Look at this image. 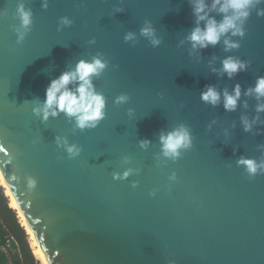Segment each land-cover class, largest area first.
Segmentation results:
<instances>
[{
    "label": "water",
    "instance_id": "95a60500",
    "mask_svg": "<svg viewBox=\"0 0 264 264\" xmlns=\"http://www.w3.org/2000/svg\"><path fill=\"white\" fill-rule=\"evenodd\" d=\"M16 3L0 0L7 10L0 18V172L48 264H264V175L249 178L235 163L241 155L261 157L264 126L260 134L246 133L239 124L243 108L229 113L200 100L206 84L246 89L264 76V17L252 13L240 49L226 53L218 44L198 58L188 43L178 46L195 26L188 0H124L125 11L116 14L119 0H49L47 9L41 0H26L33 25L19 45L11 27L18 23ZM63 16L74 23L57 31ZM146 19L162 44L125 43L124 34L138 33ZM98 51L110 61L94 81L107 98L105 119L75 134L63 114L42 123L32 108L50 80ZM227 55L249 60V70L232 80L211 73L209 61L216 57L219 68ZM121 93L131 99L117 106ZM254 105L249 100L248 113L255 114ZM181 122L192 130L193 147L157 167L160 130ZM57 135L78 144L81 154L69 159ZM141 139L152 141L149 149L139 147ZM128 167L139 174L113 180V172ZM173 171L177 180L170 184ZM28 177L36 181L31 189ZM0 219L22 264H41L1 184Z\"/></svg>",
    "mask_w": 264,
    "mask_h": 264
},
{
    "label": "clouds",
    "instance_id": "9594fccd",
    "mask_svg": "<svg viewBox=\"0 0 264 264\" xmlns=\"http://www.w3.org/2000/svg\"><path fill=\"white\" fill-rule=\"evenodd\" d=\"M192 16L194 17V27L179 41L178 46L185 43L190 45V56L200 57L202 50L215 47L222 44L223 51L232 53L241 47V41L246 36V24L253 12L258 17H264V0H188ZM124 0H119L117 6H114L113 13L125 11L123 7ZM41 7L47 9L49 0H41ZM7 15V10H0V18ZM217 16L221 17L219 20ZM14 18L18 20L17 24L12 25V30L16 34V44H22L26 36L32 30L33 11L26 6V0H17ZM73 19L68 16L60 17L57 31L71 27ZM143 38L148 41L151 47L156 48L162 44V39L157 35V30L150 20H144L139 32L127 31L124 34V42L137 44ZM96 43L95 38L88 41L89 45ZM216 57H213L208 64L211 73L218 76H226L229 80L234 79L239 73L248 71L251 62L242 59L237 55H227L220 60V67L214 66ZM110 61L104 53L96 52L90 59H79L75 65L59 76L50 80L45 88L43 100H35L32 108L33 114L41 120L47 122L50 118L55 119L61 116L71 124V131L75 134L77 131L84 132L92 130L99 126L106 117L107 98L98 91L95 80L99 79L109 67ZM115 67H118L116 65ZM161 98L163 94L161 93ZM244 97V99H242ZM131 97L127 93H121L114 98L113 103L117 106L127 104ZM200 100L215 108L223 106L225 112H236L238 108H243L239 116V124L244 132L260 134L264 126V76H258L254 85L242 89L241 84L236 83L231 91L227 87L219 89L216 85L206 84L200 92ZM249 100H255L254 113L247 112L249 109ZM129 117L134 115V109L127 110ZM216 120L213 119L208 125L207 130L211 131ZM233 123L231 128H235ZM230 130L224 129L225 137L230 136ZM195 137L189 125L181 122L174 125L171 129H161L159 132V152L155 155L157 167L161 163L167 164L168 161L176 162L181 158L184 152L193 147ZM35 143V141H33ZM55 144L58 148H63L69 159L78 157L82 148L76 143H70L66 136L57 135ZM139 147L143 150L149 149L152 141L141 139L138 141ZM257 149L261 152V157L249 158L244 155L239 156L235 161L237 167H242L249 178L257 175H264V144H258ZM237 149H234V152ZM130 158L124 156L121 163L129 164ZM140 169L126 168L122 173L113 172V180H127L130 176L138 175ZM168 180L171 183L176 182L177 175L173 171ZM138 181L132 182V187L138 186ZM28 187H35L36 181L28 177ZM158 190L149 192L150 196H155ZM170 191V188H169ZM169 264H175L170 261Z\"/></svg>",
    "mask_w": 264,
    "mask_h": 264
},
{
    "label": "bare ground",
    "instance_id": "6f19581e",
    "mask_svg": "<svg viewBox=\"0 0 264 264\" xmlns=\"http://www.w3.org/2000/svg\"><path fill=\"white\" fill-rule=\"evenodd\" d=\"M0 184H1L2 186L5 187V189H6V193H7L8 197L10 198L11 206H12L16 211H18V215H19V217H20V219H21V222H22V224L24 225V227H26V229H27V231H28V234H29V237H30V240H31L32 247H33V249H34V253H35V255L37 256V258H38V260L41 262V264H48V262H47V260H46V258H45V256H44V254H43V252H42L40 246L38 245V243H37V241H36V239H35V237H34L32 231H31V229H30V227L28 226V224H27V222H26V220H25V218H24V216H23L21 210L19 209L18 203L16 202L14 196L12 195L10 189L8 188V186H7V184H6L5 180H4V178H3L2 174H1V172H0Z\"/></svg>",
    "mask_w": 264,
    "mask_h": 264
},
{
    "label": "trees",
    "instance_id": "16d2710c",
    "mask_svg": "<svg viewBox=\"0 0 264 264\" xmlns=\"http://www.w3.org/2000/svg\"><path fill=\"white\" fill-rule=\"evenodd\" d=\"M11 235L6 230L0 219V264H22L17 244L14 242V252L9 255L3 250V246L6 244L7 239Z\"/></svg>",
    "mask_w": 264,
    "mask_h": 264
},
{
    "label": "built area",
    "instance_id": "2783aa9c",
    "mask_svg": "<svg viewBox=\"0 0 264 264\" xmlns=\"http://www.w3.org/2000/svg\"><path fill=\"white\" fill-rule=\"evenodd\" d=\"M14 242V239L12 238V236H10L6 241V244L3 246V250L6 251L9 255L14 252Z\"/></svg>",
    "mask_w": 264,
    "mask_h": 264
},
{
    "label": "rangeland",
    "instance_id": "374dc122",
    "mask_svg": "<svg viewBox=\"0 0 264 264\" xmlns=\"http://www.w3.org/2000/svg\"><path fill=\"white\" fill-rule=\"evenodd\" d=\"M41 263V262H40Z\"/></svg>",
    "mask_w": 264,
    "mask_h": 264
}]
</instances>
